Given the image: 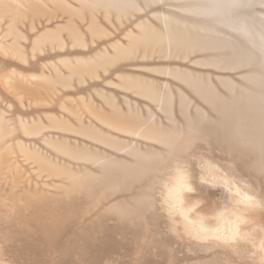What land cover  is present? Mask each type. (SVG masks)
Segmentation results:
<instances>
[{"label":"bare ground","instance_id":"1","mask_svg":"<svg viewBox=\"0 0 264 264\" xmlns=\"http://www.w3.org/2000/svg\"><path fill=\"white\" fill-rule=\"evenodd\" d=\"M0 264H264V0H0Z\"/></svg>","mask_w":264,"mask_h":264}]
</instances>
